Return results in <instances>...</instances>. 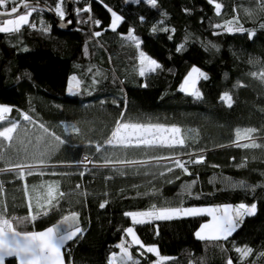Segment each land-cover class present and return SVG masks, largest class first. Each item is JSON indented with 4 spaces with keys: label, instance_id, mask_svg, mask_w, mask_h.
<instances>
[{
    "label": "trees",
    "instance_id": "obj_1",
    "mask_svg": "<svg viewBox=\"0 0 264 264\" xmlns=\"http://www.w3.org/2000/svg\"><path fill=\"white\" fill-rule=\"evenodd\" d=\"M34 1L56 13L59 0ZM216 2L223 5L220 14L209 0H157L155 7L147 0H73L75 27L70 32L60 30L52 16L36 9L30 17L35 28L26 25L19 32L0 33V103L13 107L9 117L20 121L19 135L25 143L31 140L29 153L40 136L57 144L40 124L66 141L53 147L41 172L32 169V175L25 172L20 177L17 172L0 171V205L7 206L10 216H27L26 208L17 213L9 210L4 192L11 198L15 189L27 186L31 196L33 186L58 183L63 198L47 215L19 227L40 231L70 212L78 213L83 232L64 246L68 263L109 264L111 253L119 251L117 245L131 241L122 231L132 224L126 212L148 210L151 205L256 203L255 215L245 217L227 240L196 237L208 215L181 216L134 225L142 244L155 246L159 256L139 245L130 252L138 264H154L161 257L168 259L159 264H227L229 258L233 264H264V147L242 148L234 143L237 129L252 128L255 142L264 145V82L250 75L264 68V11L260 0ZM62 5L67 12L66 0ZM89 7L90 11L77 12ZM108 8L124 18L115 31ZM234 16L255 35L228 32L225 22ZM39 17L47 22L48 31L37 28ZM96 20L101 23L97 25ZM154 25L174 31L153 32ZM130 29L139 38V48L126 39ZM140 51L161 67L140 75ZM193 65L207 75L197 81L199 98L179 90ZM72 76L80 83L77 87L72 82L69 91ZM224 92L233 97L232 107L221 101ZM22 112L32 116L33 122L24 121ZM121 113L125 121L176 125L186 143L109 146L104 141ZM71 125L79 127L80 133L72 132ZM97 143L103 145L100 152ZM199 154L204 156L202 163H188ZM82 155L91 156L97 165L84 170L77 165ZM105 156L135 163L105 167ZM167 156L187 157L191 175L173 162L155 159ZM12 160L36 164L30 157L19 160L13 155ZM7 167L8 159L0 160V169ZM189 184L191 194L185 190ZM245 246L253 253L242 260L235 249ZM6 264L18 261L7 257Z\"/></svg>",
    "mask_w": 264,
    "mask_h": 264
},
{
    "label": "snow or ice",
    "instance_id": "obj_2",
    "mask_svg": "<svg viewBox=\"0 0 264 264\" xmlns=\"http://www.w3.org/2000/svg\"><path fill=\"white\" fill-rule=\"evenodd\" d=\"M139 2V0H137ZM210 3L215 4V10L217 14H220L223 5L217 3L216 0H209ZM147 3L155 7L157 0H147ZM63 0H59L56 4L55 11L61 17L64 18L65 11L62 7ZM261 11H264V0H260ZM0 33L19 32L23 26H30L35 28V24L31 23L30 17L33 12L36 11L34 0H0ZM89 8L77 9L80 11H90ZM111 13L110 27L113 31L116 30L118 24L124 19L117 12L108 8ZM245 12L251 15L250 10ZM141 20L144 17L140 18ZM239 17L234 16L232 20L225 22V27L228 32H242L248 31L250 38L255 35V31L244 29L239 24ZM95 23L99 25L101 22L96 20ZM220 27V25H217ZM264 27V23L261 24ZM43 31H48L45 27ZM153 32L156 31H174V29L162 28L153 26ZM95 36H100V32H95ZM126 39L135 44L137 48L140 47L139 38L134 35V30L130 29L127 33ZM213 47H215L213 45ZM183 45L177 48L180 51ZM139 60L141 64L140 75H145L146 71H155L161 67L156 60L146 55L143 51L139 53ZM252 62V61H250ZM253 77L259 78L264 82V68L258 73H250ZM200 78L207 79V75L197 67H192L191 71L185 77L181 90L189 92L197 98L201 97L200 91L197 89L196 84ZM72 82L79 86V81L76 76H72L69 81V91H72ZM146 86V85H145ZM221 101L228 107H232L233 97L229 92H224L221 97ZM13 111V108L6 104H0V122H5L6 126H0V160L8 159V167L6 169H0V171H13L17 172L20 177L25 175H32V169L37 165H43L46 162L53 147H58L61 144H65L66 141L60 136H57L54 132L49 133V130L40 124L39 127L43 129L44 133L51 136L57 144L54 146L50 142L46 141L45 137L40 136L36 138V144L33 146V152L29 153L28 145H31V140L25 143L24 139L19 135L20 121L16 119H10L9 114ZM19 111V110H17ZM124 113H121V119L116 120L114 127L112 128L109 137L104 141L105 144L112 147L130 148V147H157L167 146L175 147L177 145L183 146L186 143V138L182 135V130L176 126L166 127L161 124H153L151 122H131L123 120ZM21 117L24 121L33 122L32 116L28 113H21ZM71 130L74 133H80L81 129L76 125H71ZM169 133L164 136L162 133ZM256 129L245 128L236 130V140L234 143L238 147L242 148H260L264 145L255 142L253 133ZM240 141H250L248 143H240ZM96 151L100 152L103 145L97 143L95 145ZM11 150V152L9 151ZM23 152V155H21ZM19 160H25L29 157L33 159L36 164L17 163L13 162L12 156ZM87 159V157L85 158ZM155 159H168L167 157H156ZM204 156L202 154L197 155L195 160H190L188 163H202ZM135 163L134 161L119 160L112 156H105L103 166H113L116 164L127 165ZM173 163L179 169H182L185 173L191 175L188 172L186 163L179 158L173 159ZM243 166V165H241ZM169 172L172 168L168 169ZM42 174V173H41ZM83 175V173H81ZM192 183H195L194 181ZM243 186V182H240ZM3 185L0 184V189ZM79 187V185H77ZM191 184L186 186V191L190 193ZM25 193L28 194L27 186H25ZM64 193L59 191V185L56 182H49L40 186H33L31 190V196L28 199V215L24 217L10 216L7 211L6 205H0V264H4L7 257H14L18 264H65L64 248L67 241L74 240L82 232L83 229L78 224V213L70 212L68 215H64L60 222L53 224L50 227L45 228L42 231H28L25 228H20V225L34 223L38 217L47 215L52 207L58 203L60 198H63ZM33 200L35 206H33ZM107 201L100 204L101 208L106 206ZM257 205L252 203L251 205L240 203L238 205L222 204L211 207H169L151 205L146 211L126 212L125 216L130 217L132 225H140L151 220H172L177 217H195L208 215L211 217L206 223L200 225V229L195 233L196 237L201 240H227L242 224L243 219L248 216H253L256 213ZM19 229V230H18ZM126 236L131 238L130 243L121 242L117 245L119 248V254L112 252L109 260V264H138L133 259V255L130 252V248L133 245H139L141 248L146 247L147 252L156 253L159 256V252L155 246H145L142 244L140 238L137 236L134 226H129L122 229ZM241 255V259L248 257L253 253V250L247 246L244 248L235 249ZM264 255V253H261ZM167 257H161V260H166ZM159 264V261L157 262ZM227 264H233L231 258L228 259Z\"/></svg>",
    "mask_w": 264,
    "mask_h": 264
},
{
    "label": "rangeland",
    "instance_id": "obj_3",
    "mask_svg": "<svg viewBox=\"0 0 264 264\" xmlns=\"http://www.w3.org/2000/svg\"><path fill=\"white\" fill-rule=\"evenodd\" d=\"M134 1H136V0H134ZM62 7H63V5H62ZM64 9V8H63ZM64 11H65V9H64ZM66 14H67V12H65V16H66ZM58 15V14H57ZM59 16V15H58ZM64 16V17H65ZM38 20H39V26L37 25V28H39V27H46L47 26V22L43 19V17H39L38 18ZM155 60V59H154ZM158 63V62H157ZM139 65H140V68H141V64H140V60H139ZM192 67H197V68H199L198 66H196V65H193V66H191V68L189 69V71L186 73V75L184 76V78H183V80L181 81V83H180V85H179V90L180 91H182V92H185V93H190V91L189 92H186V91H183V90H181V85L183 84V82H184V79H185V77L188 75V73L191 71V69H192ZM200 69V68H199ZM201 70V69H200ZM140 71V70H139ZM202 71V70H201ZM146 72H148V71H146ZM145 72V73H146ZM203 72V71H202ZM196 87H197V84H196ZM162 135H164V136H167V135H169V133H162ZM167 158L168 159H159V160H157V161H161V162H173V159H175V158H179V159H181L183 162H185V161H187L188 159H187V157L186 158H180V157H178V156H167ZM43 167H44V165H40L39 166V168H35V169H39L38 170V172H41V169H43ZM43 172V171H42ZM4 194H5V196H6V203H8L9 204V206H11V207H9V210L10 211H13L12 213H17V212H19V208H20V210H23L24 208H26L28 211H29V209H28V199H29V194H27L26 195V193H25V190H23V188H21V187H19L18 189H15V191L14 192H12V195H15L14 197H11V198H9V195H8V191L6 190L5 192H4ZM225 204H229V203H225ZM215 205H222V204H215ZM215 205H199V206H187V207H211V206H215ZM231 205H233V206H235V205H238V204H231ZM18 207V208H17ZM137 211H146V210H136V211H130V212H137ZM206 215V214H205ZM209 220H211V217L209 216V219L208 220H206L205 222H203V223H206V222H208ZM202 223V224H203ZM130 226H134V225H130ZM129 227V226H128ZM135 228V227H134ZM200 229V227L198 228V230ZM197 230V231H198ZM40 231H42V230H40ZM136 231V230H135ZM196 231V232H197ZM136 234H137V232H136ZM137 236H138V234H137ZM139 237V236H138ZM130 238V237H129ZM130 240H131V238H130ZM68 242V241H67ZM66 242V243H67ZM66 245V244H65ZM146 246V245H145ZM148 246V245H147ZM145 249H146V247H144ZM62 251H63V253H64V248L62 249ZM120 251V250H119ZM119 251H118V254H119ZM64 261H65V264H71V263H68L66 260H65V257H64ZM158 261H161V258L160 259H158L154 264H157V262ZM4 264H6V259H5V262H4Z\"/></svg>",
    "mask_w": 264,
    "mask_h": 264
},
{
    "label": "water",
    "instance_id": "obj_4",
    "mask_svg": "<svg viewBox=\"0 0 264 264\" xmlns=\"http://www.w3.org/2000/svg\"><path fill=\"white\" fill-rule=\"evenodd\" d=\"M68 5V11L64 18H61L60 16L56 15V13L47 5L39 2L34 1L35 7L37 10H41L50 16H52L56 26L66 32H70L75 27V19H74V12H73V0H66ZM0 11H3V9H0ZM5 17H0V19H4Z\"/></svg>",
    "mask_w": 264,
    "mask_h": 264
},
{
    "label": "built area",
    "instance_id": "obj_5",
    "mask_svg": "<svg viewBox=\"0 0 264 264\" xmlns=\"http://www.w3.org/2000/svg\"><path fill=\"white\" fill-rule=\"evenodd\" d=\"M34 24V23H33ZM33 28V27H31ZM87 157V159H85ZM78 166H80L81 168H83L84 170H88L94 166H96L97 164H95L92 161V157L88 156V155H82L80 157L79 162L77 163ZM39 166H35L33 169L38 168ZM67 250H70V247L67 248Z\"/></svg>",
    "mask_w": 264,
    "mask_h": 264
},
{
    "label": "crops",
    "instance_id": "obj_6",
    "mask_svg": "<svg viewBox=\"0 0 264 264\" xmlns=\"http://www.w3.org/2000/svg\"><path fill=\"white\" fill-rule=\"evenodd\" d=\"M0 104H2V103H0ZM6 105H8V104H6ZM10 106V105H9ZM12 107V106H11ZM13 108V107H12ZM22 113H24V112H22Z\"/></svg>",
    "mask_w": 264,
    "mask_h": 264
}]
</instances>
